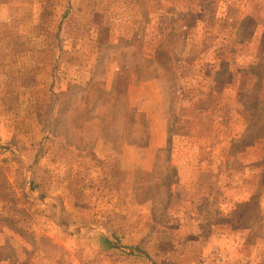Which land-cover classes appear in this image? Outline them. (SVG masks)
<instances>
[{
  "label": "rangeland",
  "instance_id": "1",
  "mask_svg": "<svg viewBox=\"0 0 264 264\" xmlns=\"http://www.w3.org/2000/svg\"><path fill=\"white\" fill-rule=\"evenodd\" d=\"M17 254L264 264V0H0Z\"/></svg>",
  "mask_w": 264,
  "mask_h": 264
},
{
  "label": "crops",
  "instance_id": "2",
  "mask_svg": "<svg viewBox=\"0 0 264 264\" xmlns=\"http://www.w3.org/2000/svg\"><path fill=\"white\" fill-rule=\"evenodd\" d=\"M26 257L20 256V254H17L15 257H13L12 260H9L6 257L3 258L2 259V262H4V263H11V264H31Z\"/></svg>",
  "mask_w": 264,
  "mask_h": 264
},
{
  "label": "trees",
  "instance_id": "3",
  "mask_svg": "<svg viewBox=\"0 0 264 264\" xmlns=\"http://www.w3.org/2000/svg\"><path fill=\"white\" fill-rule=\"evenodd\" d=\"M106 242L109 244L110 247H113L112 243L106 239Z\"/></svg>",
  "mask_w": 264,
  "mask_h": 264
}]
</instances>
